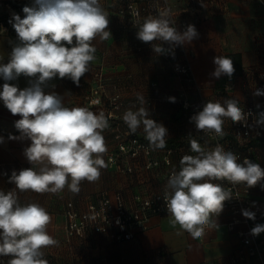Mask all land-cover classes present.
I'll return each mask as SVG.
<instances>
[{"label":"clouds","instance_id":"obj_1","mask_svg":"<svg viewBox=\"0 0 264 264\" xmlns=\"http://www.w3.org/2000/svg\"><path fill=\"white\" fill-rule=\"evenodd\" d=\"M22 12L23 18L13 13L8 21L19 42L12 47L8 62L0 63V78L4 81L0 100L12 115L20 116L14 125L19 136L10 134L8 139L31 141L23 154L32 166L11 172L9 183L15 185L14 190H0V256L11 257L8 264H49L45 249L59 245L48 231L52 216L39 203L22 205L18 191L58 194L67 187L78 193L83 181H98L101 170L108 167L103 132L110 125L105 113L68 107L64 97L45 89L56 77L70 79L79 86L97 59L93 41L111 37L110 19L100 0H33ZM172 16V10L165 8L156 16L138 21L137 39L145 43L162 40L179 46L199 37L192 24L185 31H178ZM153 50L158 54L166 51L160 45H153ZM213 63L211 77L227 76L231 80L235 72L231 57L217 55ZM20 76L29 78V86L20 89L9 83ZM252 94L264 96V89L256 88ZM168 99L175 102V97ZM137 100L139 107L125 110L123 122L131 134L142 128L152 150L165 148L168 129L150 118L143 94L138 93ZM249 115L236 98L209 100L190 117V122L197 131L223 137L226 119L246 123ZM256 125L264 126V112L257 113ZM3 142L0 136V143ZM189 143L194 155H184L179 169L172 170L163 200L170 226H179L193 239H200L206 230L219 229L218 217L225 202L233 198L232 189L217 181H227L233 187L259 185L264 190V168L247 158L239 162L237 154L219 143L212 148L203 147L196 139ZM242 215L255 220V213L250 210L243 209ZM250 231L253 236L264 233V224H256Z\"/></svg>","mask_w":264,"mask_h":264},{"label":"crops","instance_id":"obj_2","mask_svg":"<svg viewBox=\"0 0 264 264\" xmlns=\"http://www.w3.org/2000/svg\"><path fill=\"white\" fill-rule=\"evenodd\" d=\"M27 6L33 0H0V20L4 16L11 18L16 10L12 4ZM109 14L111 37L107 41L99 38L93 41L97 51V59L92 66H99L103 73V81L107 94L119 91L123 105L117 112L119 120L125 110L133 106L139 107L137 94H143L150 112V118L162 123L168 129L166 142L173 143L172 163L179 167L180 159L188 154L190 139L198 136L194 123L182 116L180 99L187 96L195 99L193 91L184 94L181 83L171 70L170 62L162 53H156L153 45L162 40L145 43L137 39L138 28H134L118 13L116 0H100ZM170 9L176 17L185 18L196 27L199 37L185 46L191 53V66L196 78L211 82L206 89L207 101L236 98L240 104L261 105L264 109V96L254 97L256 88L264 89V0H171ZM16 14V13H15ZM24 17L22 9L19 12ZM154 16V15H150ZM186 27L181 32L185 31ZM14 42L8 35V28L0 21V63H7ZM239 53L241 73L215 79L210 76L215 65L213 58L217 55ZM29 78L20 76L9 83L16 84L20 89L28 85ZM92 72L81 78L79 86L70 79L53 78L46 92L55 91L64 97L68 107H83L81 100L92 82ZM4 81L0 78V89ZM55 87H52V86ZM230 87V90H224ZM169 97H175L170 102ZM93 112L103 111V106L89 108ZM19 115H12L0 100V190H14L15 185L9 183L11 172L20 170V166H32L23 154V150L31 143L30 140H10L9 135L19 136L15 121ZM139 130V129H138ZM108 147L107 153L114 149V142L109 129L103 132ZM255 163L264 165V142L254 141L250 150ZM104 158L106 160V155ZM107 162V160H106ZM134 166L132 173L120 172L108 164L101 170V177L96 182L83 181L80 191L73 193L67 187L58 194L19 192V202L39 203L52 216L48 227L49 234L59 241L58 246L45 249V258L49 264H214L227 259L236 249L237 238L227 228L231 219L228 210L218 217V230L208 229L205 236L193 239L179 226L173 228L169 224V215H151L135 236L126 241L113 242L103 235H89L84 240L64 239L63 212L67 201L76 208L85 209L87 203L100 192L112 193L120 191L126 199L133 194H147L157 191L165 182L164 167L146 170L131 159L125 161ZM257 205L261 208V220L264 224V190L259 185L252 187ZM11 257L6 256L0 264H8Z\"/></svg>","mask_w":264,"mask_h":264},{"label":"built area","instance_id":"obj_3","mask_svg":"<svg viewBox=\"0 0 264 264\" xmlns=\"http://www.w3.org/2000/svg\"><path fill=\"white\" fill-rule=\"evenodd\" d=\"M119 4L118 13L127 16L133 27H138V21L150 15H158L165 8H170L171 0H116ZM173 24L178 31L187 27L185 18L176 17L174 14ZM168 52L171 70L181 83V91H193L195 99L191 100L187 96L180 99V110L182 116L190 119L191 116L203 109L208 102L202 96L200 88L197 86L195 77L190 66V59L184 45L172 46L167 42L161 45ZM174 52V57L172 53ZM164 54V53H162ZM92 82L89 83V92L82 99L81 105L87 108L103 106V98L106 99V106H103L105 115L109 119V131L114 142V149L107 153V163L115 167L120 172L132 173L134 166L126 163L131 159L140 163L146 170L164 167L165 182L154 192L147 194H133L126 199L122 192L116 190L112 193L100 192L93 197L81 210L75 207L71 201H67L63 212V230L66 242L72 238L84 240L89 235H103L113 242L130 240L135 236L138 229L142 228L146 219L151 215H163L167 213L163 200V193L167 179L173 169L179 167L172 163V150L149 148V142L144 138L142 128L135 134H131L125 124H123L117 112L123 105L122 95L119 91L107 94L102 83V70L91 65ZM226 87L224 90H230ZM223 102V100H220ZM151 104L150 102L147 103ZM245 112H250L246 123H234L226 119L224 123L225 135L218 137L214 133L197 131L198 140L205 148L215 147L217 143L223 145L225 150H230L243 162L247 158L255 163L254 158L248 150L254 141L264 142V126L256 125L258 112L264 109H257L253 104H240ZM190 155H194L187 147ZM264 168V165H260ZM31 166H20V170ZM233 191V198L225 202L224 209L231 214V219L227 222V228L233 232L237 238L236 249L227 259L214 264H264V233L258 236L251 234V229L256 224H262L261 208L257 205L253 188H246L243 184L232 186L227 181H217ZM247 209L255 213V220L248 219L242 215V210ZM119 220V223H117ZM208 230H206L207 232ZM204 264V263H200Z\"/></svg>","mask_w":264,"mask_h":264},{"label":"trees","instance_id":"obj_4","mask_svg":"<svg viewBox=\"0 0 264 264\" xmlns=\"http://www.w3.org/2000/svg\"><path fill=\"white\" fill-rule=\"evenodd\" d=\"M118 4V3H117ZM26 5V2H24V3H21L20 4V6H18L17 4H12V8L14 9V10H16L15 11V13L16 14H19V12H20V10L24 7ZM118 7H119V4H118ZM119 10V9H118ZM124 17H126V19H128V17L127 16H124ZM9 17L6 15V16H4L3 18H1V23L2 24H4L5 25V27H7L8 28V35L10 36V38L12 39V41L14 42V45L15 44H17L19 41L17 40V34H16V32H15V30L13 29V27L8 23V21H9ZM129 21V20H128ZM130 23V22H129ZM131 24V23H130ZM134 28H138V27H134ZM164 41H162L161 43H163ZM161 43H159V45H161ZM165 43V42H164ZM169 54H168V52H165L164 53V56L167 58V60L169 61V56H168ZM225 56H229V57H231V59L233 60V63H234V68H235V72H234V75H239L240 73H241V71H242V69H241V58H240V55H239V53H230V54H226ZM92 65V64H91ZM99 66H97V68H98ZM102 75H103V73H102ZM104 79H103V77H102V83H103V85H104V87H105V84H104V81H103ZM105 91H106V89H105ZM88 92H89V84L87 85V91H86V93H84V95H83V97H82V99H84V97L88 94ZM82 101V100H81ZM123 101V100H122ZM106 99H104L103 98V106H106ZM172 146H174L173 145V143H171V142H169V141H167L166 142V147H172ZM79 240H81V239H79ZM82 241V240H81ZM69 242V241H68ZM5 258H6V256H0V262L1 261H4L5 260Z\"/></svg>","mask_w":264,"mask_h":264},{"label":"rangeland","instance_id":"obj_5","mask_svg":"<svg viewBox=\"0 0 264 264\" xmlns=\"http://www.w3.org/2000/svg\"><path fill=\"white\" fill-rule=\"evenodd\" d=\"M184 47H185V49H186V52L188 53V56H189V59H191V53H190V51H188L187 50V48H186V46H185V44H184ZM192 64H191V62H190V66H191ZM98 68H100V67H98ZM191 70H192V66H191ZM192 73H193V71H192ZM194 75V74H193ZM195 77V76H194ZM195 81H196V83H197V86L200 88V90H201V92H202V96L204 97V96H206V89L210 86L211 87V82H208L207 83V81H205V80H201L200 78H196L195 77ZM139 194H141V193H139ZM64 239H65V237H64ZM66 241V240H65Z\"/></svg>","mask_w":264,"mask_h":264}]
</instances>
